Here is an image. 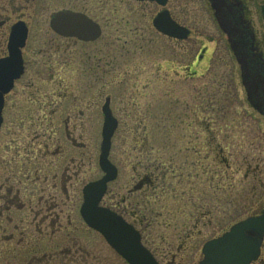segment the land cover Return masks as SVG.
<instances>
[{
	"label": "flooded vegetation",
	"instance_id": "obj_1",
	"mask_svg": "<svg viewBox=\"0 0 264 264\" xmlns=\"http://www.w3.org/2000/svg\"><path fill=\"white\" fill-rule=\"evenodd\" d=\"M43 1L0 0V264H129L82 214L84 189L106 175L100 162L105 105L116 122L112 139L120 129L137 132L138 127L121 119L133 106L132 99L143 96L148 118L152 116L149 96L154 81L161 84L163 99L158 101L164 108L170 103L173 107L174 101L182 106V93L190 83V92L196 95L193 112L199 115L197 84L217 65L226 70L227 82L215 83L222 87L218 94L224 95L209 98L206 108L224 117L229 114L233 101L226 94L231 88L239 90L232 85L236 74L232 70L237 69L242 99L264 118V34L254 30L248 0H129L148 7L138 17L152 33H140L137 27L118 33V0L106 3L113 33H105L107 19H100L81 0H67V9L60 10L67 11V33H57L50 25L59 11L48 21L52 33H39L34 18ZM98 5L104 11V1ZM260 10L264 17V5ZM157 19L167 26L173 22L177 27L170 30L178 36L157 29ZM196 32L208 41H200ZM123 35L130 41L120 43ZM120 81L135 89L122 93ZM138 84L142 87L135 93ZM158 112L165 117L169 111ZM209 124L203 127L210 133ZM195 128L199 129V120ZM88 131L101 134V143L98 156L88 163L86 178L87 144L82 134ZM211 134L213 140L204 144L207 159L221 162L225 150L220 144L216 150L217 137ZM111 149L108 158L115 178L98 207L114 212L136 231L143 250L158 264H201L207 242L239 223L264 216V159L255 160L254 172L246 169L243 182L252 180L256 186L250 196L242 192L236 202L228 200L233 196L228 190L204 195L196 188L199 151L191 145L187 152L196 156L191 163L188 160L194 183L189 194L173 196L181 205L165 217L170 220L177 213L180 221L153 223L151 190L165 174L153 180L148 158L130 164L129 174L123 157L110 160ZM184 198L188 205H182ZM159 227L166 233H157ZM243 234L260 242L250 264H264V231L248 229Z\"/></svg>",
	"mask_w": 264,
	"mask_h": 264
},
{
	"label": "rangeland",
	"instance_id": "obj_2",
	"mask_svg": "<svg viewBox=\"0 0 264 264\" xmlns=\"http://www.w3.org/2000/svg\"><path fill=\"white\" fill-rule=\"evenodd\" d=\"M81 1L87 9H93V12L97 13L96 16L100 19L103 21L107 19V21H104V23H107L105 33H113L114 25L110 21L111 17L109 20L107 16L110 7L106 5L107 0H103L105 3L103 8L104 11L100 9L99 5L96 6V2L98 3L99 0ZM118 1L120 2L119 9H121L119 14L120 27L118 33H128L129 29L136 27L141 30L140 33H152L150 28L146 27V23L144 25L143 21H140L138 17V13L140 15L144 12L147 13L148 7H143L144 5L142 6L137 3L132 5L129 0ZM43 2V5H38L36 8L35 23H33L36 25V29L39 33H52L48 22L50 16L54 12L67 9V0H45ZM248 2L251 8V20L253 21L254 30L257 33L264 34V17H262L260 10L261 6L264 5V0H248ZM131 14H134V16L131 17ZM208 24L212 25L213 23L210 22ZM213 35L215 38H218L219 33L216 32L213 33ZM196 36H198L200 41H204L205 43L208 41L202 33L196 32ZM134 39L139 40V38L135 37ZM126 40L130 41L128 36L125 37L123 35L120 38V43ZM159 43L161 45V42ZM139 45H142V43ZM169 45L170 44L167 46ZM123 70L122 66L120 71L121 75H123ZM232 71L236 73L235 75L232 74V81H234L232 85L236 86L239 90L235 92L231 88L230 93L226 94V98L233 101L230 112L226 117L221 116L222 113L218 114V112H214L215 110H213V108L212 110L206 108V103L209 98L212 99L214 96L224 95L218 94L222 87H218V85L215 86V83L227 82L226 70L223 67L217 68V65L215 67L211 66L210 71L200 77L197 84L199 85L198 95H200V104H198L200 110L199 115L197 112H193L196 111L194 107L196 104L194 101L196 95L190 92V87H188L190 83L184 88L182 93V106L174 101L173 107L170 103L168 107L166 106V108H164L165 105L158 101L163 99L161 97V84L160 82L154 81L151 89L152 94L149 96L152 116L148 118V114L144 108L146 99L143 96H139L129 102L133 106L121 117L123 121L138 127L137 132L127 133L124 129H120L115 134L112 139L113 144L111 150L113 152L110 160L114 161L118 157H123V163L126 165V169L130 174V164L140 161L145 162L148 158L151 164L150 167L152 168L151 178L153 180L157 175L160 176V174H165V176L162 177L163 181H157L156 187L151 190L153 223L164 221L178 223V221H180V219H178L179 214L177 213H173L170 220L165 217H167L168 211H174L176 206L181 205L180 202L176 203L177 200L180 201V198L173 196L183 195L184 192L189 194L192 183H194L189 163H191V159L195 160L196 156H191L192 151L191 153L189 151L187 152V148H190L191 145L195 146L199 151V179L196 188L204 193V195L213 194L214 191L228 190L233 193V196L228 200H236V202H238L242 192L250 196L251 194L249 191L252 189V186H256V182H252V180H249L247 183H244L243 180L245 179L244 174L246 169L250 167V170L254 172V167L256 166L255 160L258 158H261V160L264 159V118L260 117V115L252 110L250 106L246 104L245 100L242 99L244 96L243 93H241L240 83H238L239 77L237 75V69H233ZM120 83L122 93H127L131 87L135 89L134 84H127L123 81H120ZM141 87L142 85L138 84L135 93H138V89H141ZM223 88L226 89L227 87L225 86ZM125 89L128 90L125 91ZM134 89L133 95L135 94ZM92 93H95V91H88L87 94L90 95ZM239 98H241V100ZM163 109L169 111L165 117H161L158 112H161ZM201 110H207L209 113H204ZM177 115L182 116V118H178ZM196 115H198L197 118H195ZM197 120H199V129L195 128ZM138 121L141 122V124L138 125ZM204 123H210V133L207 131V128L203 127L205 125ZM80 133L81 132L78 131V137ZM211 133L217 137V144H215L216 150L219 151L217 148L219 144L225 150V160L221 162L214 161L212 156L210 159H207V148L204 144L208 138L213 140V135ZM82 135L84 138L83 142L87 144V155L85 158H88V161L85 170L86 178H88V163L89 161L90 164L94 162L93 160H95L99 154L101 134L89 133L88 131ZM196 136H198V140ZM141 152H146V154H141ZM180 160L184 163L182 172L180 171L182 168ZM91 171L94 172L95 170ZM209 179L210 181H208ZM121 183H123V180ZM110 189V191H112L113 187ZM168 191H172V193L168 194ZM167 194L170 197H167ZM167 200L171 204L166 203ZM182 200V205H188L186 202L187 198ZM171 229H174V227ZM166 231L165 228L159 227L156 232L165 234ZM202 245L200 244L199 247L201 248ZM188 264H191V262Z\"/></svg>",
	"mask_w": 264,
	"mask_h": 264
},
{
	"label": "water",
	"instance_id": "obj_3",
	"mask_svg": "<svg viewBox=\"0 0 264 264\" xmlns=\"http://www.w3.org/2000/svg\"><path fill=\"white\" fill-rule=\"evenodd\" d=\"M66 20L67 11H59L53 16L50 25L55 32L64 34L67 33ZM162 23L159 22V19L155 21L157 29L167 36H178L177 33L170 30V27H177L173 22L168 21V26ZM177 29L180 30V28ZM0 104H2L1 98ZM104 111L106 117L102 133L100 162L106 175L101 181L91 183L84 189L85 203L82 207V214L86 222L98 230L129 264H158L151 254L143 250L139 234L136 231L114 212L98 207L106 192L105 190H107V184L115 178V168L108 157L116 122L111 116L107 105H105ZM248 229L258 230L262 233L264 231V216L255 220L249 219L245 223H239L221 238L209 242L204 247L203 253L206 257L201 264H250L258 256L260 242L243 234Z\"/></svg>",
	"mask_w": 264,
	"mask_h": 264
}]
</instances>
